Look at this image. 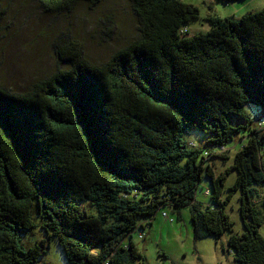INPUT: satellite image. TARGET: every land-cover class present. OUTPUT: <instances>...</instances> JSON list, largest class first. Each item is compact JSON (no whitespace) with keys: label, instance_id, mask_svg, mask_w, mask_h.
I'll return each instance as SVG.
<instances>
[{"label":"trees","instance_id":"obj_1","mask_svg":"<svg viewBox=\"0 0 264 264\" xmlns=\"http://www.w3.org/2000/svg\"><path fill=\"white\" fill-rule=\"evenodd\" d=\"M36 1L48 13L101 2ZM127 1L136 35L102 64L65 35L56 56L67 69L22 93L0 83V264L37 263L49 239L69 264H145L133 234L166 207L189 210L196 240L227 233L233 264H264V129L244 112L255 105L263 126L264 8L210 15V29L190 35L198 5ZM105 23L112 32V17ZM245 130L247 143L216 173L210 159H228L224 149ZM188 131L203 134V146L187 142ZM203 175L207 206L196 197ZM236 194L243 231L227 212ZM38 226L45 237L24 242Z\"/></svg>","mask_w":264,"mask_h":264},{"label":"rangeland","instance_id":"obj_2","mask_svg":"<svg viewBox=\"0 0 264 264\" xmlns=\"http://www.w3.org/2000/svg\"><path fill=\"white\" fill-rule=\"evenodd\" d=\"M184 1L200 8L201 18L184 28L190 35L207 32L210 24L206 18L210 15L239 18L249 6L255 10L264 8V0ZM1 6L4 16L0 23V83L14 93L25 92L36 82L67 69L66 64L56 56L57 40L62 36L77 39L83 47L84 56L92 64L99 65L125 47L137 32L136 18L127 0H101L93 7L80 2L68 13L45 12L36 0H1ZM108 17L115 22L112 32L105 23ZM244 112L251 125L264 129V122L263 126L258 125L260 114L255 105L246 104ZM247 133V130L241 132L224 149L228 159H210L209 163L214 164L216 173L225 172L231 166L236 152L247 143V136L242 137ZM184 135L187 142L192 141L199 146L206 141V137L198 131H188ZM235 179L236 171L230 170L226 186H231ZM206 189L211 190L210 182L203 175L196 197L204 206L211 203L210 197L205 194ZM259 193L257 205L264 219V203H261L264 188H260ZM238 196L236 194L232 198L227 212L235 223V231H243ZM260 232L264 236V224ZM22 237L26 243H35L45 234L38 226ZM133 239L145 256V264H233V254L227 244L228 234L219 239L196 240L187 208L179 214L169 207L160 210L153 224L147 225L144 230L138 229ZM48 243L46 253L35 264H69L56 239H49Z\"/></svg>","mask_w":264,"mask_h":264},{"label":"crops","instance_id":"obj_3","mask_svg":"<svg viewBox=\"0 0 264 264\" xmlns=\"http://www.w3.org/2000/svg\"><path fill=\"white\" fill-rule=\"evenodd\" d=\"M250 1L252 2L253 0H249V2H250ZM247 9H248V10H255V9H254L253 7H251V6H249ZM242 11H243V10H241V13H242ZM238 13H240V12H238Z\"/></svg>","mask_w":264,"mask_h":264}]
</instances>
